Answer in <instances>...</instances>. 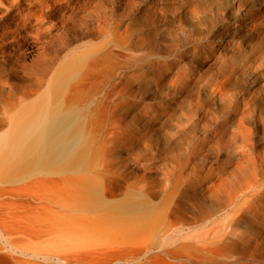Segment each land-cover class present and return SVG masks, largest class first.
Returning <instances> with one entry per match:
<instances>
[{
  "label": "bare ground",
  "instance_id": "obj_1",
  "mask_svg": "<svg viewBox=\"0 0 264 264\" xmlns=\"http://www.w3.org/2000/svg\"><path fill=\"white\" fill-rule=\"evenodd\" d=\"M71 1L0 0V264H217L234 243L231 233H217L191 243L190 228L185 227L186 221L179 214L188 213V206L189 213L204 212L203 202L195 193L188 194L196 188L208 192L217 209L231 208V194L221 201L218 192L224 188L227 175L235 176L233 170L243 159L238 155L229 160V174L223 166L197 170L189 160L193 153L186 163L170 156V168L159 170L168 187L154 208L147 198L154 193L153 179L146 181L147 187L140 192L130 183L122 200L109 202L107 174L123 171L126 163L115 154L119 120L113 117L107 131V37L95 43L88 39L90 34H85L82 38L87 41L73 48L76 40L64 37L51 46L58 40L50 35L54 28L51 18L55 13L63 16L70 12L72 20L76 8H70ZM151 2L140 21L154 22L148 29L152 34L173 36L174 24L181 33L179 28H185L180 26V17L188 20L185 33H189L193 22L204 23L202 9H213L219 15L222 4V0H168L162 13L161 0ZM240 4L235 2L236 6ZM154 12L162 13L167 21L157 22ZM207 29L205 25L201 31ZM113 42L122 51H129L121 41ZM30 43L39 47L35 58L27 63L22 55L24 46ZM236 50L238 55L243 53ZM8 65L22 73L23 83H7L3 71ZM243 67L231 64L228 70L205 75V83L220 88L219 83ZM159 73L162 75V67ZM190 77L192 72L175 74L182 88ZM184 104L180 101L176 108L159 105L153 111L157 120H163L158 122L163 133L173 131L170 124L179 121L177 110L182 115ZM260 121L264 132V116ZM178 128L181 142L189 144L186 129ZM157 133L163 135L160 129ZM168 137L163 136L165 146L171 144L172 133ZM241 204H247L251 213L242 211L235 222L241 220L248 225L246 215L261 216L257 223L264 230V196L243 200L240 208ZM232 211L238 213L237 209ZM245 232L248 238V229ZM153 236L154 248L139 245ZM175 237L182 240L177 242Z\"/></svg>",
  "mask_w": 264,
  "mask_h": 264
},
{
  "label": "rangeland",
  "instance_id": "obj_2",
  "mask_svg": "<svg viewBox=\"0 0 264 264\" xmlns=\"http://www.w3.org/2000/svg\"><path fill=\"white\" fill-rule=\"evenodd\" d=\"M236 1L241 3L240 6L235 5ZM71 2L70 8H76L72 20H69L70 12L63 13V16L55 13L51 18L54 28L50 35L58 38L51 46L58 45L60 38L64 37L76 40L72 42V48L87 41L82 38L85 34H90L88 39L95 40V43L107 37V131L113 117L118 119L115 132L119 139L115 154L119 161L126 163L123 171L107 174V188L111 192L107 195L108 201L122 200L131 187L130 183L135 191L140 192L147 187L145 182L153 179L155 186L151 193H154L147 198L154 208L168 187L159 170L163 166L170 168V156L186 163L189 154L193 153L189 160L197 170L223 166L222 169L230 174L229 160L239 155L243 161L233 170L235 176L227 175L224 188L218 192L221 201L231 194L232 207L217 209L210 202L209 193L196 188L195 191L189 190L188 194L195 193L199 202H203L204 212L189 213L188 206V213L182 212L179 217L186 221L185 227L190 228L188 234L191 237L188 239L191 243L204 237L209 239L217 233H231L234 243L226 256H220L217 264H264V230L257 223L261 216L246 215L248 225L241 220L237 221L238 226L234 224L243 212L251 213L247 204H241L240 208L239 203L264 196V132L260 121V116H264V0H222L221 13L215 15L213 9H202L204 23L193 22L195 26L189 33H185L189 29L188 20L180 17V26L185 28H179L181 33L174 24L175 36L152 34L148 29L154 26V22L140 21V15L146 6L152 4L151 0ZM160 5V11L164 13L168 0H161ZM162 13H153L157 22L165 20ZM211 19L212 22L208 23ZM261 24L262 27H258ZM205 25L208 29L201 31ZM261 31L263 33L258 34ZM180 34L183 36H178ZM114 40L121 41V46L129 51L119 49ZM38 47L34 43L26 44L23 61L29 63L33 60ZM236 49L243 53L238 55ZM235 63L242 64L243 69L229 74L224 83H219L221 89L215 88L214 83H205V75L228 70ZM165 65L171 68L167 69ZM161 67L162 75L157 74ZM3 72L7 83H23V75L18 69L8 65ZM176 72H192L187 86L182 88L175 80ZM180 101L185 104L182 115L177 110L179 121L170 124L173 131L163 133L164 129L158 123L163 120H157L153 111L159 105L176 108ZM178 127L186 129L189 144L181 142ZM159 129L162 136L156 134ZM124 133L128 134V139ZM171 133V144L165 146L163 136L168 137ZM140 135L143 137L138 141ZM180 191L185 192L183 187ZM232 209H237L238 213L234 215ZM204 216L207 219H203ZM117 218L121 221V216ZM245 229L249 231L248 238ZM243 232L244 237L240 238ZM178 237H175L177 242L182 240ZM144 242L140 241L139 245L154 248L156 244L154 236Z\"/></svg>",
  "mask_w": 264,
  "mask_h": 264
}]
</instances>
